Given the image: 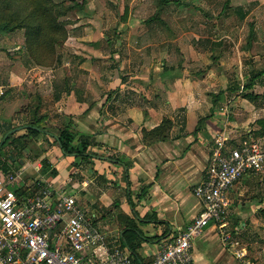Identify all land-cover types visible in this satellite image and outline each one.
Listing matches in <instances>:
<instances>
[{
    "label": "crops",
    "instance_id": "obj_1",
    "mask_svg": "<svg viewBox=\"0 0 264 264\" xmlns=\"http://www.w3.org/2000/svg\"><path fill=\"white\" fill-rule=\"evenodd\" d=\"M81 13L68 26L67 54L33 74L49 83L52 111L40 112L45 131L9 164L11 188L42 179L76 196L111 246H126L125 218L133 219L142 234L133 257L147 264L199 213L192 190L215 136L225 131L232 143L247 132L264 137V0H86ZM20 36L22 30L0 33L11 66L0 71V115L12 116L32 96L28 119H41L48 90H20L27 77L17 61L25 59ZM56 76L64 80L61 90ZM245 92L257 97L250 101ZM163 119L171 123L168 139L146 144L142 131ZM64 127L77 148L88 140L82 155L60 149ZM228 198L230 237L209 224L192 242L193 263L264 264V182L244 176Z\"/></svg>",
    "mask_w": 264,
    "mask_h": 264
},
{
    "label": "built area",
    "instance_id": "obj_2",
    "mask_svg": "<svg viewBox=\"0 0 264 264\" xmlns=\"http://www.w3.org/2000/svg\"><path fill=\"white\" fill-rule=\"evenodd\" d=\"M247 175L264 182V137L247 132L232 143L221 131L205 175L192 190L201 204L199 213L161 243L147 264H194L192 242L209 224L228 239V192ZM15 181L13 172L0 171V264H143L126 246L110 245L111 237L95 226L76 196L42 179L33 182L39 186L36 192L17 194L11 188Z\"/></svg>",
    "mask_w": 264,
    "mask_h": 264
},
{
    "label": "trees",
    "instance_id": "obj_3",
    "mask_svg": "<svg viewBox=\"0 0 264 264\" xmlns=\"http://www.w3.org/2000/svg\"><path fill=\"white\" fill-rule=\"evenodd\" d=\"M54 4L51 0H0V33H12L14 31L22 30L24 37V49L27 55L36 65L43 67H51L55 64L54 54L57 46L63 44L67 38V32L63 24L58 21L52 11ZM251 84H245V91L250 89ZM243 97L253 101L257 96L243 93ZM38 109V107L36 106ZM36 109V110H37ZM30 113V112H29ZM43 118L30 119L26 134L24 136H14L8 133L5 140L0 145V171L8 172L10 170L9 163L13 160L21 158L23 152L27 150V145L32 137H35L42 131H45L46 126L42 123ZM261 128L264 129V120L260 122ZM171 123L167 119L150 131H142L143 141L146 144H152L156 141H163L169 137V129ZM11 124H0V133L4 137L8 131L12 130ZM57 135L56 142L60 149L65 154L78 153L82 155L86 150L89 142L83 138L80 142V149L74 141V136L69 133L67 127L61 128ZM264 133V130H263ZM255 136V133H253ZM31 135V136H30ZM27 136H30L29 140ZM8 149L7 161L2 157V151ZM79 149V150H78ZM83 150V151H82ZM84 156V155H83ZM45 164V162H44ZM39 186L32 183L29 186L21 187L15 191L22 195H29L36 192ZM142 234L137 229L133 219L125 218V229L121 235L122 245H126L131 251L135 253V248L139 245V240ZM138 241H135V240ZM135 241V242H134Z\"/></svg>",
    "mask_w": 264,
    "mask_h": 264
},
{
    "label": "rangeland",
    "instance_id": "obj_4",
    "mask_svg": "<svg viewBox=\"0 0 264 264\" xmlns=\"http://www.w3.org/2000/svg\"><path fill=\"white\" fill-rule=\"evenodd\" d=\"M51 3L54 4L52 11L54 12L55 16L57 15L58 21L61 22L62 24L64 23L63 26L66 29V32L68 34V30H69L68 26L70 25V23H72L74 21L75 18H77V16H79V13L82 14L81 12L85 9L86 0H51ZM22 35H23V31H22ZM18 37H19V35H15L13 37L14 41L16 42V45L19 44V43H17ZM22 40L24 42L23 37L20 36V39H19L20 44H21ZM63 46L65 47L64 43L56 47L55 54H54V60H55L54 62L57 61V56L59 53H63L64 55L67 54L66 48L62 49ZM9 53L10 52H8L6 49L0 48V71H5V69H7V68L11 69V66L8 65L9 61L6 59L7 54H9ZM24 53L23 54L25 55L24 56L25 59H23L21 57H20L21 60L20 59L17 60L18 58L16 59L19 62L20 67H22V69H20L22 71L20 74H22L25 71L27 72L26 80L24 81V83L21 84V85H24L26 87V89H20V90H22V92H25L27 90H30L31 92H33L35 87L39 88V86H43L44 90L47 88L48 95L44 91V95L45 96L47 95L46 98L44 99V103L47 106H46V108H43L44 106H42L39 113L42 111H44L46 113H47V111L51 112L52 110H50L49 106L53 103V101H52L53 95L51 94V91L49 90V88H50L49 83L46 80L39 82L37 80V77L33 76V74L37 72L36 69H39L40 67L41 68H48V67H43V66L34 64L32 62V60L29 58V56L27 55L26 50ZM20 61H22V62H20ZM27 62L30 64L29 67H28L29 64ZM10 63H11V60H10ZM12 63L15 64L14 62H12ZM61 67L63 68V66H61ZM32 68H34L35 70ZM61 70H63V69H61ZM59 73H60V71H59ZM17 75H19L18 70L13 72V78L16 81H17ZM54 80L57 81V87H59L61 90V87L64 86L63 85L64 80L57 78V76L54 78ZM32 95H34V94H32ZM29 101L30 102L28 104L24 103L25 105L22 106L21 108H19L20 110L16 111L12 116L4 115V114L2 115V113L0 115V124H1V122H4V121L7 122L10 120V122H11L12 120L20 119L19 121H13L11 124L13 127L11 134H13L14 136H16V135L24 136L25 135L24 133H22L20 131V129H21L22 125L25 126V124L27 125L30 122V118L28 119V115L30 114L29 112L34 108V104H35V103H33L34 98H32V96L29 98ZM39 101H41V99L37 100V102H39ZM41 102H39V103H41ZM45 109H46V111H45ZM42 115L40 113L39 116L42 117ZM23 116L27 119L21 120V118ZM55 117L58 119L59 115H56ZM49 122H47V123L45 122V124H47V125L49 124V127H51L50 126L51 124ZM55 122L56 121H54L53 123H55ZM30 136H27L28 140H29V138H31ZM2 138H3L2 134L0 133V144L2 142ZM1 154H2L3 159L7 161L8 149H4ZM23 159H25L26 161H32L31 157L29 158V157L23 156ZM7 163L10 164L11 162H7ZM30 168H32V167H30ZM199 239H200V237L198 235L197 237L194 238L193 242H195V240H199Z\"/></svg>",
    "mask_w": 264,
    "mask_h": 264
},
{
    "label": "water",
    "instance_id": "obj_5",
    "mask_svg": "<svg viewBox=\"0 0 264 264\" xmlns=\"http://www.w3.org/2000/svg\"><path fill=\"white\" fill-rule=\"evenodd\" d=\"M9 133H11V132H9ZM8 135V133L3 137V140H2V142L5 140V138H6V136ZM1 142V143H2ZM1 145V144H0Z\"/></svg>",
    "mask_w": 264,
    "mask_h": 264
}]
</instances>
